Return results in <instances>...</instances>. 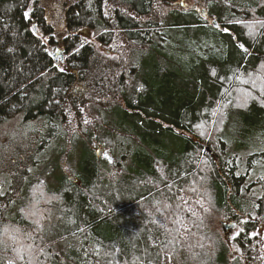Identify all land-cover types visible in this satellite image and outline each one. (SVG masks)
Instances as JSON below:
<instances>
[{
	"label": "trees",
	"instance_id": "16d2710c",
	"mask_svg": "<svg viewBox=\"0 0 264 264\" xmlns=\"http://www.w3.org/2000/svg\"><path fill=\"white\" fill-rule=\"evenodd\" d=\"M186 1L0 0V125L42 137L2 171L0 264H264V150L244 171L225 139L264 133V0ZM232 207L257 220L234 261L211 227Z\"/></svg>",
	"mask_w": 264,
	"mask_h": 264
},
{
	"label": "rangeland",
	"instance_id": "374dc122",
	"mask_svg": "<svg viewBox=\"0 0 264 264\" xmlns=\"http://www.w3.org/2000/svg\"><path fill=\"white\" fill-rule=\"evenodd\" d=\"M233 4H230L231 7H236L237 8V0H231ZM187 7L192 6L193 4V0H187ZM205 16V14H204ZM166 37V36H165ZM164 37V38H165ZM209 37V35H208ZM210 38V37H209ZM169 39V38H168ZM180 38H173L172 35H170V39L168 44H166L167 48H170L172 46H175V49H177V52H174V49L168 50L167 48H165L166 51L165 55H167L168 57H173L176 58L178 60H188L187 59V55L183 54V49L184 48H190L192 47V44L190 42V44H187V40L185 39H180ZM197 39V38H196ZM207 40H209L207 38ZM196 44V42H195ZM50 51H55L56 53L58 52V47H51L49 48ZM61 54V53H60ZM62 55V54H61ZM17 119L16 120H10L7 121L3 124L0 125V189L2 188V179L4 178L3 176V169H5V167H11L15 162V158L18 157V154H22V152L26 153L28 151H30V149H35L34 146L37 142H39L40 140H42V137L38 136L36 137L35 135L33 136L32 134V130L34 129V125H28L27 128H25L22 132L18 133L17 132ZM240 129V124H230L228 126V128L226 129V134H225V139L227 141L230 142L229 149L232 151H235L236 153V159L239 162V164L241 165V167L244 168V171H246V169L248 168V162L250 159V156L258 153L260 151L264 150V133L262 134H248L247 136L244 135H239L237 133V130ZM41 134L46 135V131H42ZM38 135V134H36ZM44 138V137H43ZM122 140V139H121ZM120 140V141H121ZM166 141L168 142L167 145L170 147L175 139L173 138L172 135H169L168 137H166ZM180 146L182 147L183 144L181 145V142L179 141ZM125 145V149H123L122 145ZM60 144L55 145L56 150L59 148ZM122 145V146H121ZM121 145L119 146L118 150L116 149H108V148H104L103 146H99L96 145L95 146V151L94 154H96V156L98 157L99 160H104L107 164L105 169H114L115 166L118 164V162L120 161L122 164H125L127 166H129L131 159H130V155L129 152L132 148V144L131 141H124L122 140ZM168 146H166L167 148H169ZM99 147H101V149L99 150ZM67 150L68 149H72V145H68L66 146ZM121 148V149H120ZM165 148V147H164ZM173 151L177 150V144H174L172 146ZM80 147L78 146L76 148V150H74L73 155L70 156V160H71V164L73 166L76 167L79 156V150ZM175 156L179 157L180 153H178L177 151L174 152ZM149 153L144 149V147L142 146H137L134 148L133 151V158L136 160L139 159H144L145 156H147ZM124 155H126L124 158H122ZM57 156V155H55ZM144 156V157H143ZM44 159V158H43ZM112 160L111 162H109V160ZM131 171L133 172H137L138 169H133L130 166ZM264 171L263 169H257L254 173H252V177L253 178H260L263 174ZM61 174V171H58L55 173V176H53L52 178L49 179V183L51 185H55L56 184V177L58 175ZM259 194H260V190H259ZM223 218V216L221 214L215 213L212 218H211V227L213 230L217 231L221 237L224 240V237L222 235V230L218 225V221L221 220ZM259 232V229H257L256 233ZM256 245L254 246V250L257 252H259V256L261 257L262 254H264V244H261V242L256 241L255 242ZM264 243V242H263ZM228 245L229 248V252H228V258L231 261L236 260L237 258L241 257V249L237 248L238 245L235 244H230V243H226ZM253 250V249H252ZM264 257V256H262ZM60 264H67L66 259L62 258L61 256V262Z\"/></svg>",
	"mask_w": 264,
	"mask_h": 264
},
{
	"label": "flooded vegetation",
	"instance_id": "af4514ba",
	"mask_svg": "<svg viewBox=\"0 0 264 264\" xmlns=\"http://www.w3.org/2000/svg\"><path fill=\"white\" fill-rule=\"evenodd\" d=\"M111 161L112 160H109V162ZM245 188L247 189L246 191L248 192L251 189V186L248 183H246ZM240 190H241V186L239 187V191ZM231 212L233 214H231L227 218H222L221 220H219L218 225L222 230V235L226 243H230V244L236 243L237 245H239L241 244V235L244 233L245 228L250 223H252L253 220L257 221L256 215H255V219H253L252 215H250L249 212H245V211L242 212L240 210H237L235 207H232ZM254 212H256V210H254ZM225 222L229 224L228 227L223 225V223Z\"/></svg>",
	"mask_w": 264,
	"mask_h": 264
},
{
	"label": "water",
	"instance_id": "95a60500",
	"mask_svg": "<svg viewBox=\"0 0 264 264\" xmlns=\"http://www.w3.org/2000/svg\"><path fill=\"white\" fill-rule=\"evenodd\" d=\"M215 25V24H214ZM101 149V147H99V150ZM223 225L224 226H226V227H228L229 226V224H227L226 222L225 223H223Z\"/></svg>",
	"mask_w": 264,
	"mask_h": 264
}]
</instances>
